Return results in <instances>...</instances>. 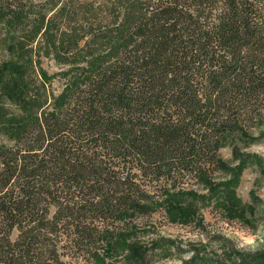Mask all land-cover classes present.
<instances>
[{
  "label": "trees",
  "instance_id": "obj_1",
  "mask_svg": "<svg viewBox=\"0 0 264 264\" xmlns=\"http://www.w3.org/2000/svg\"><path fill=\"white\" fill-rule=\"evenodd\" d=\"M70 1L0 0V264H99L118 222L190 174L210 181L222 143L263 122L264 0H130L108 56L29 114L47 104L28 54Z\"/></svg>",
  "mask_w": 264,
  "mask_h": 264
},
{
  "label": "rangeland",
  "instance_id": "obj_2",
  "mask_svg": "<svg viewBox=\"0 0 264 264\" xmlns=\"http://www.w3.org/2000/svg\"><path fill=\"white\" fill-rule=\"evenodd\" d=\"M129 2L71 0L58 14L49 41L40 37L28 54L32 103L47 104L29 114L41 117L55 108L69 86L87 79L98 57L108 56ZM262 120L248 124V135L222 143V163L210 181L190 174L178 181L177 190L151 194L145 209L118 222L115 228L124 230L104 242L99 264H126L143 256L147 264H230L264 251V111Z\"/></svg>",
  "mask_w": 264,
  "mask_h": 264
}]
</instances>
